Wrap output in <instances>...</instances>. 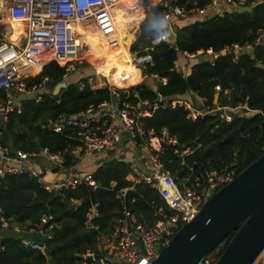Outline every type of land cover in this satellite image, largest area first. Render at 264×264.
Here are the masks:
<instances>
[{
    "label": "trees",
    "instance_id": "16d2710c",
    "mask_svg": "<svg viewBox=\"0 0 264 264\" xmlns=\"http://www.w3.org/2000/svg\"><path fill=\"white\" fill-rule=\"evenodd\" d=\"M208 2L175 0L173 6L187 11L201 8ZM245 5L251 8L249 13L227 10L180 27L171 44L160 41L162 29L154 26L167 11L166 7L159 5L148 12L125 7L119 13V28L115 32L129 43L138 26L137 38L129 54H136L142 65L141 75L164 78L165 83L159 82L155 91L149 89L140 82L130 57L109 73L106 84L118 93V109L144 101L151 107L155 103V93L160 96L156 108L149 109V116L137 122L146 137L159 138L164 130L175 139V145L161 143L158 155L164 169L176 178L178 187L184 181L190 184L193 179L202 182L206 174L227 168H233L236 176L264 152V47H253L248 53L238 55L223 52L224 46L253 43L258 33L264 31V0H245ZM148 42L150 45L146 46ZM207 51L210 57H204ZM91 52L87 50V61ZM197 53L201 55L192 60L185 72L176 70L174 63L179 56ZM61 74L62 68L51 62L43 66L38 75L47 76L54 85L61 80ZM215 87L219 89L217 93ZM188 94L202 99L209 109L215 105L229 108L239 105L252 112L235 117L229 123L222 120L221 111L191 121L182 107L168 105L171 100ZM110 100L108 87L99 83L93 88L85 85L81 91L78 85L68 84L54 97L43 95L38 104L25 101L21 103L20 114L10 113L4 123L0 122V144L10 154L73 149L79 145V129L65 127L55 133L44 127L46 123L59 115L75 116L88 106L96 107ZM185 148L195 150L191 156H180ZM74 163L72 156L67 155L62 166L68 168ZM91 179L95 188L82 184L71 190L48 193L25 174L1 178L0 216L8 221V229L0 231V264H47L48 258L54 264H73L87 251L100 253L97 235L110 231L114 216L119 212V203L114 198L117 190L132 188L126 192L128 208L147 226L156 220L152 205L164 207L155 190L133 184L123 160L114 159L97 167ZM92 207L96 213L91 219L95 233L84 226L85 216ZM42 216L50 217L43 226L47 236L43 253L20 245L11 227L36 229ZM232 235L208 253L217 250L218 258ZM45 251H49V256L44 255Z\"/></svg>",
    "mask_w": 264,
    "mask_h": 264
},
{
    "label": "built area",
    "instance_id": "2783aa9c",
    "mask_svg": "<svg viewBox=\"0 0 264 264\" xmlns=\"http://www.w3.org/2000/svg\"><path fill=\"white\" fill-rule=\"evenodd\" d=\"M0 1H2L0 10L1 6H5L8 19L11 22L24 23L26 26L22 46L11 40L0 41V92L3 94V100L0 101V119L4 123L8 114L21 113L22 102L16 99L18 96L23 95L24 100H31L35 104L42 101L40 93L43 92L50 79L47 76H38L36 81L28 80L27 78H32L27 73L31 66L38 65L41 60L46 61V64L56 63L62 68L61 80L66 79L83 63L86 56L83 50L84 46L79 42V37L82 35L80 32L83 31H76V25L84 22L97 23L100 19H108L113 7L128 0ZM174 1L168 0L169 10L154 26L163 29L170 16H203L208 11L219 8L225 9V11H236L240 7H247L245 0H209L201 8L183 11L173 6ZM253 47H264V31L258 33L253 43L224 46L223 52L238 55L248 53ZM160 81L165 83L164 78ZM105 85L111 96L110 102H103L96 107L88 106L85 111L72 117L59 115L48 121L44 127L55 133H60L65 127L79 129V145L70 149L79 162L96 154L107 155L112 150L116 151L115 146L120 137H126V142L130 141L134 147L142 150L147 164V173H144L134 160H123L132 177L133 184L146 185L155 190L164 207L152 205L156 220L152 225L147 226L144 222H140L128 208L126 192L132 188L115 191L114 198L119 203V213L113 220L110 231L98 238L97 243L99 246H103V250L98 254L87 251L80 255L73 264H148L169 243L174 233L194 217L204 201L235 177V172L233 168L210 172L206 174L205 180L202 182L193 179L190 184L186 185L184 181L178 187L175 179L164 169L158 155L161 143L175 145V139L169 137L164 130H161L159 138L146 137L137 122L139 118L149 116V109H155L157 102L153 103L151 107L144 101L133 107L123 105L121 109H118L116 101L118 93L109 85ZM84 88V83L78 84V90L81 91ZM214 90L219 91L218 87H215ZM114 100L115 102H113ZM168 105L171 108L182 107L187 112V118L191 121L214 111H221L222 120L229 123L235 117H243L245 113L252 112L239 105L232 108L215 105L212 109L206 107L205 110L198 111L184 99L171 100ZM143 106H147L148 109H142ZM78 117H82V121H79ZM114 119L119 121L122 130L113 125ZM99 122L102 123V126L94 128L98 134L91 133L90 123ZM122 132L125 134L122 135ZM152 140L155 141V145L151 144ZM156 144L158 148H156ZM198 147L197 145L195 149ZM195 149L185 148L181 151L180 156H191ZM70 150L50 153L46 149H39L32 153L14 151L10 154L8 149L0 144V179L7 175L25 174L48 193L71 190L82 184L95 188L91 175L73 167L65 168L60 179L49 181L45 178L44 170L31 164V160L41 158L57 166H62L64 158L69 155ZM112 187L113 184H111L110 190ZM93 209L94 207L85 216L84 226L88 229L93 228L91 219L96 216ZM49 220L50 217L42 216L36 229L22 231H35L45 235L43 226ZM6 229H8V221L0 216V231ZM19 241L24 248L43 253V246H37L28 239L19 238ZM216 254L217 250L206 254L199 264H214L217 259Z\"/></svg>",
    "mask_w": 264,
    "mask_h": 264
},
{
    "label": "water",
    "instance_id": "95a60500",
    "mask_svg": "<svg viewBox=\"0 0 264 264\" xmlns=\"http://www.w3.org/2000/svg\"><path fill=\"white\" fill-rule=\"evenodd\" d=\"M141 5L147 7L146 1L142 0ZM250 11V7L236 9L238 13ZM138 67L142 69V65L138 64ZM65 87L63 80L58 81L52 87L51 95L56 96ZM16 99L22 101L24 96ZM159 101L160 96L155 93V102ZM78 119L82 121V117ZM126 141V137H120L115 148L120 149ZM113 159V156H106L102 163ZM118 159L122 160L123 156ZM100 164L98 160L95 165ZM90 231L95 233L94 229ZM231 233L232 237L214 264H254L264 252V152L207 198L194 217L174 233L148 264H199L203 256ZM16 236L40 247L47 238L35 231H18ZM44 255L49 256V251ZM47 264H54L53 260L48 258Z\"/></svg>",
    "mask_w": 264,
    "mask_h": 264
},
{
    "label": "crops",
    "instance_id": "0c3cea01",
    "mask_svg": "<svg viewBox=\"0 0 264 264\" xmlns=\"http://www.w3.org/2000/svg\"><path fill=\"white\" fill-rule=\"evenodd\" d=\"M138 1H140L139 4L134 3V2H138ZM145 1H146L147 7H141L142 6L141 5L142 0H134L132 2L129 1V2H125L121 5L115 6L114 10L116 12V17H115V22L113 24V30L114 31L118 30V28H119L118 16H119V13L124 10L125 7H128V8L133 7V8L139 9V10L143 9L142 11L148 12L150 9L155 8L156 6L160 5V6L166 7L167 10H169L168 6L170 5V3L168 2V0H145ZM0 4H2V1H0ZM1 7L2 8L0 10V41L11 40L14 42H18V44L20 46H22L23 45V39H24V36L26 33L25 24L24 23L11 22L8 19L7 9L5 8V6H1ZM224 11H225V9L223 10L222 8L221 9L219 8L217 10H210L206 13V15H203V16H197V15H189L187 17L170 16L169 20L166 22L164 28L162 29V34L160 36V38H164V39L160 40V41H164V42L171 44L174 42L175 37H176V32L180 27L189 25L195 21H199V20H201L205 17H208L210 15L220 14ZM107 33H108L107 29L103 28V27L95 28L92 31L86 33L85 36L88 38V40H90L91 42H98L100 50L105 55V61L98 63L96 65L90 64L89 61H83V63L81 65H79L73 73H71L66 79L63 80L65 83V86H67L68 84L78 85L79 83H84L85 85H87L88 88H93L94 86H96L99 83H102L103 85H105L104 83L108 82L109 73L111 72V71H109V68L115 63V61L117 59V54H116V51H115L112 43H110L106 39ZM84 53L86 55L85 51H84ZM205 55L211 56L210 51H207L205 53ZM196 57H198V56H196V55L179 56L177 58L176 62L174 63L176 70H179L181 72H185L187 67H189L192 64V60L195 59ZM212 57H214V55ZM38 65L40 67H38V68L36 67L35 71H33L35 68L30 67L28 72L32 71L31 73H29V75H31L32 78L31 77L27 78L28 80L34 81L35 77L38 78V76H39L38 74H39L40 70L42 69V67L46 65V61L41 60ZM135 69L139 73L140 81H142V79H143V82H144L143 84L145 86H147L149 89L155 91L156 85L159 82L162 83L155 76H142L140 73V70H142V69H140L138 67V65L136 66ZM162 84H164V83H162ZM53 86L54 85H51L50 82L48 84H46L43 92L40 93L42 95V97L45 94H49L50 96H52L51 91H52ZM215 92L217 93L218 91H215ZM52 97H54V96H52ZM179 99H184V100L188 101L194 107V109H196L198 111H203L206 109V106L203 105V100L199 99V98H197L191 94L185 95L184 98H179ZM25 101H28V100L27 99L22 100L21 102L23 103ZM29 101H31V100H29ZM113 102H115V100ZM142 109H148V107L143 106ZM0 122L3 123L1 121V119H0ZM112 122H113V125L117 129L122 130V126L118 120L114 119V121H112ZM90 124H91V126H90L91 133L95 132L94 134H98V131H94V128L96 129L97 126L101 127L102 123L99 122V123H90ZM123 133L124 132H122V135L125 134V133L124 134ZM126 144H128V145H126ZM151 144L155 145V142L151 141ZM124 145H126L128 148L135 149L136 152L133 153V152H131V150L127 151L128 158H126L125 153H120V151H119L120 149H117L113 153H111V151H110L107 155L96 154V155H93L91 157H88L87 159H85L82 162H79L78 160L75 159L73 151L70 150L68 152V154L70 156H72V158L74 157L73 159L75 161V163L71 167H73V168H75V169H77V170H79L85 174L91 175L96 170L97 167L103 165L102 161L106 158V156L110 155V156H113L114 159H118V156L122 155L123 156L122 160H134L136 162L137 159H140L142 164L147 168V164H146L142 150L138 149L137 147H134L130 141L124 143ZM156 148H158L157 144H156ZM98 160L101 161V164L97 166L95 164ZM31 164L34 165L35 167H40L42 170H44L46 172L45 178L48 179L49 181H54V180L60 179L61 174L65 169L63 166H57L54 163H52L50 161H46V160L41 159V158H35V159L31 160ZM173 178L176 181V178L175 177H173ZM117 216L118 215H115L114 219ZM11 227H12V231L14 233H16L18 231H22V229H20L16 226H11ZM93 229H96V228L93 227ZM100 236L101 235H97V242H98V238ZM0 238H1V234H0ZM96 245L99 248V251L101 252V250H103V248H102L103 246H99L98 243ZM255 264H264V252L258 257Z\"/></svg>",
    "mask_w": 264,
    "mask_h": 264
},
{
    "label": "bare ground",
    "instance_id": "6f19581e",
    "mask_svg": "<svg viewBox=\"0 0 264 264\" xmlns=\"http://www.w3.org/2000/svg\"><path fill=\"white\" fill-rule=\"evenodd\" d=\"M132 2L134 0H128L126 2ZM139 4L140 1L138 2H134ZM115 17H116V12L114 10V7L111 10V14L110 17L108 19L104 18V19H100L99 21H97V23H90V22H84V23H80L79 25H76L75 29L76 31H83L80 32L82 35L79 37V42H81L84 46V49L87 48L90 49L92 52L89 53L88 55V60L89 63L92 65H96L98 63L104 62L105 61V55L104 53L100 50L99 44L98 42H91L90 40H88V38L85 36L86 33L92 31L95 28L98 27H103L107 29V40L112 43L116 54H117V59L115 61V63L109 68V71H114L115 69L118 68L119 65H121L125 60L130 58V54H129V45L130 43L127 41L126 38H124L123 36L117 34L114 30H113V24L115 22ZM86 52V51H85ZM32 68H35L33 71L36 70V67H40L39 65H34L31 66ZM32 71L28 72L31 73ZM106 84V83H104ZM152 142H155L154 140H152Z\"/></svg>",
    "mask_w": 264,
    "mask_h": 264
},
{
    "label": "rangeland",
    "instance_id": "374dc122",
    "mask_svg": "<svg viewBox=\"0 0 264 264\" xmlns=\"http://www.w3.org/2000/svg\"><path fill=\"white\" fill-rule=\"evenodd\" d=\"M141 7H143V6H141ZM143 10V9H142ZM137 34H138V26H137V28L135 29V31H134V33H133V40L131 41V43H130V45H129V47L131 46V44L136 40V38H137ZM147 46V45H146ZM83 50L84 51H86V53H87V48H85L84 49V47H83ZM197 56L198 55H201V53H197L196 54ZM130 57H131V63H132V65L136 68V66L139 64V65H141V63L138 61V59H137V57H136V54L134 53V54H130ZM204 57H210V56H204ZM84 61H87V59H86V56L84 57ZM140 82H142V83H144L143 82V79H142V81H140ZM126 145H128V144H126ZM126 145H124L123 147H121L120 148V153H125V155H126V158H128V155H127V151H129V150H131V152H133V153H135L136 151H135V149H131V148H128ZM235 155V154H234ZM136 163H137V165L139 166V168H140V170L141 171H143L144 173H147V168L142 164V162L140 161V159H137V161H136ZM257 261V260H256ZM256 263V262H255ZM254 263V264H255Z\"/></svg>",
    "mask_w": 264,
    "mask_h": 264
},
{
    "label": "clouds",
    "instance_id": "9594fccd",
    "mask_svg": "<svg viewBox=\"0 0 264 264\" xmlns=\"http://www.w3.org/2000/svg\"><path fill=\"white\" fill-rule=\"evenodd\" d=\"M160 40H163L164 38H159Z\"/></svg>",
    "mask_w": 264,
    "mask_h": 264
}]
</instances>
